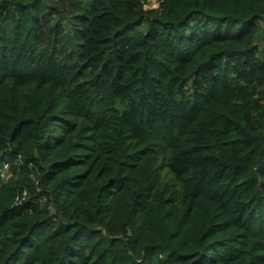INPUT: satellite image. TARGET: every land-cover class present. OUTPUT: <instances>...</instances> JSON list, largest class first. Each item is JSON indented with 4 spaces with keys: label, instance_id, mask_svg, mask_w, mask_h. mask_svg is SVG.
Here are the masks:
<instances>
[{
    "label": "trees",
    "instance_id": "1",
    "mask_svg": "<svg viewBox=\"0 0 264 264\" xmlns=\"http://www.w3.org/2000/svg\"><path fill=\"white\" fill-rule=\"evenodd\" d=\"M75 8L0 0V264H264V0Z\"/></svg>",
    "mask_w": 264,
    "mask_h": 264
},
{
    "label": "rangeland",
    "instance_id": "2",
    "mask_svg": "<svg viewBox=\"0 0 264 264\" xmlns=\"http://www.w3.org/2000/svg\"><path fill=\"white\" fill-rule=\"evenodd\" d=\"M92 1L94 0H49L50 5L55 8V10L53 11V17L59 19L58 23L61 26V31H59L58 39L63 44V46H59V48H61L62 50L70 49V41L65 39V33L67 32L66 25L73 24L69 21V17H71L72 14H78V9L75 7H87ZM73 4H75V6H73ZM158 5L159 0H145L146 8H155L158 7ZM12 10L13 7L8 8V13L12 12ZM64 10L66 11V14ZM262 47H264V44L260 43V48ZM9 175L10 173L7 168L2 171V176H4L5 179H7Z\"/></svg>",
    "mask_w": 264,
    "mask_h": 264
},
{
    "label": "built area",
    "instance_id": "3",
    "mask_svg": "<svg viewBox=\"0 0 264 264\" xmlns=\"http://www.w3.org/2000/svg\"><path fill=\"white\" fill-rule=\"evenodd\" d=\"M17 200L20 202L21 201V199L19 198V197H17Z\"/></svg>",
    "mask_w": 264,
    "mask_h": 264
}]
</instances>
